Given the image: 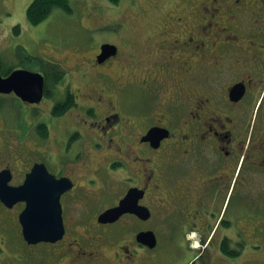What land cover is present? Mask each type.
<instances>
[{
    "label": "flooded vegetation",
    "instance_id": "obj_1",
    "mask_svg": "<svg viewBox=\"0 0 264 264\" xmlns=\"http://www.w3.org/2000/svg\"><path fill=\"white\" fill-rule=\"evenodd\" d=\"M181 1L186 6L176 17L171 15L172 26L169 21L161 32L126 38V56L120 44L113 43L116 53L100 63L103 41L94 48L90 63L75 66L79 82L61 79L49 88L45 78L40 102L45 101L47 109L39 121L29 122L24 134L32 132L37 144L46 142L54 122H47L49 116L58 124L75 117L80 127L69 128L63 145L59 140L57 155L44 151L36 160L14 153L13 164H0V171L9 170L13 185H20L38 163L56 178L73 183L60 196L64 236L52 243L65 241L62 251L80 241L78 231L75 238H67L66 213L99 214L128 195V208L143 217L128 210L114 221L99 223L97 214L98 225L93 226L105 227L106 233L85 228L91 232V244L104 238L114 246L105 257L107 264H264V0ZM127 56L132 58L129 70L134 63L142 69L172 63L189 87L174 90L179 100L174 96L177 104L169 111L148 116L157 97L153 80L129 76L120 84L111 75L113 63ZM90 70L96 72L89 75ZM204 71H214L216 88L203 79ZM15 97L27 107L40 104ZM124 117H136L137 127L124 131ZM151 118L154 122L149 123ZM152 127L165 128L168 136L158 141L146 138ZM14 135L17 140L9 149L17 151L23 145L18 138L25 136ZM87 150L105 154L93 165ZM106 171H120L122 181L118 193L103 192L108 201L100 210L91 203V194L96 176ZM114 225L129 230L128 236L118 240L107 232ZM142 231L153 232L152 246L137 238ZM87 250L80 246L75 253L84 256ZM82 264H90V259L84 256Z\"/></svg>",
    "mask_w": 264,
    "mask_h": 264
},
{
    "label": "rangeland",
    "instance_id": "obj_2",
    "mask_svg": "<svg viewBox=\"0 0 264 264\" xmlns=\"http://www.w3.org/2000/svg\"><path fill=\"white\" fill-rule=\"evenodd\" d=\"M31 1L0 0V63L5 69L11 66L12 68L22 66L43 72L42 66L49 65L48 61L53 62L55 63L54 69L62 70L65 75L62 82L69 80L72 81V84L80 81L79 71L75 66L81 62L83 66L90 63L92 53L96 51L94 48H98L101 42L119 43L120 45H117L121 55L126 56V51H128L124 41L126 38L132 41L135 33L146 36L161 32L162 26L167 27L169 21V26L174 24L176 14L183 11L186 6L181 0H176L177 3L174 5H172L173 3L166 4V0H119L118 3H110L108 0H67L69 10L55 6L42 22L33 25L26 16V9ZM156 5H160V7ZM174 14L175 17H171ZM139 44L141 45V43ZM129 58L132 60L131 57ZM129 58L127 56L125 60L120 58L117 63L114 62L111 75L120 84H125L129 76L136 79L144 77V79L151 78L153 80L152 85L156 88L157 97H153L156 101L153 107L148 106L150 109L148 116L157 117L159 113L165 112V109L169 111L170 105L177 104V101L173 100L174 96L179 100L178 93L174 90L184 91V88L189 87V83L185 82L184 84L182 81L181 71H175V65L170 62V65L153 63L150 67L146 65L145 69H142L138 63H134L129 70ZM150 59L153 60V57ZM94 72L96 71L91 72L90 70L89 75ZM202 76L207 83L210 82L211 88H216L218 82L214 71H204ZM61 86L62 84L58 85V90ZM48 87H52L51 83L48 84ZM169 96L171 98L167 100ZM46 100L50 99L46 97ZM166 100L168 104L164 103ZM38 103L40 104L27 107L26 104L20 103L14 94L0 95V164H13L14 153L36 160L41 159L45 154L44 151L57 155L60 148L59 140L63 145L70 134L69 128L80 127L77 124L78 119L75 117H66L58 124L55 119L49 116L47 122L50 119L54 122L50 126L46 142L37 144L35 140L37 137L32 132L30 134L27 132L21 136H25V139L18 138L23 142V145L18 146L17 151L9 149L10 142L17 140L14 134L20 132L21 129L26 131L29 122L39 121V116L45 114L46 102ZM33 109L36 111L34 116L30 114ZM135 118L131 120L130 117L127 119L124 117L126 119L123 126L124 131L137 127ZM151 122H154V119L151 118L149 123ZM122 142L129 141L123 140ZM4 143L6 144L4 145ZM87 151L93 159V165L105 154L94 150ZM104 158L109 159L110 156L106 154ZM52 159L55 160V157L53 156ZM17 161L20 160L17 158ZM101 172H105V170L102 169ZM106 172V174L96 176L97 182L94 185L96 189L92 190L91 194V203L99 205L100 210L105 207L108 201L107 194L103 192L109 190L110 194L118 193L122 181L120 171ZM83 181L82 178L78 179L79 183H83ZM10 183L13 184V181ZM23 205L24 203H18L13 208H6L0 202V264H82L84 256L90 259V264H107L105 257L110 254L114 246H108L105 242L107 239L104 238L99 239L101 244H91V232L85 230V228L93 229L98 225L95 221L98 212L87 215L68 213L64 215L68 230L67 238L74 237L73 234H76L77 231L80 233V236L77 237L80 241L74 240L72 248H67V253L62 251L65 241L58 244L40 242L29 245L23 240L21 226L17 218ZM119 228L122 229V232L118 230ZM94 230L97 233H106L105 227L100 225ZM109 230L116 235L118 240L127 237L130 232L118 225L108 227L107 232ZM161 233L164 236L168 235V231H161ZM80 246L89 249L86 255L78 256L75 253V249ZM98 250L100 253L97 252Z\"/></svg>",
    "mask_w": 264,
    "mask_h": 264
},
{
    "label": "water",
    "instance_id": "obj_3",
    "mask_svg": "<svg viewBox=\"0 0 264 264\" xmlns=\"http://www.w3.org/2000/svg\"><path fill=\"white\" fill-rule=\"evenodd\" d=\"M116 51V45L103 43L99 54L100 63L114 55ZM44 83V75L39 71L16 68L7 75L0 72V93L13 92L25 102H40L43 97ZM164 136H168L165 128L152 127L146 138L158 141ZM10 180L9 170L0 171V201L7 207H12L18 202L25 203L18 215L24 240L28 244L60 240L65 233L60 196L66 190L71 189L70 180L63 177L56 178L47 171L43 164H35L20 185H12L9 183ZM127 198L128 195L121 199L117 206L101 212L98 215V221L101 223L114 221L128 210L143 217L141 212L128 208ZM144 209L147 215L148 210ZM137 238L149 246L155 243L152 231L139 232Z\"/></svg>",
    "mask_w": 264,
    "mask_h": 264
},
{
    "label": "trees",
    "instance_id": "obj_4",
    "mask_svg": "<svg viewBox=\"0 0 264 264\" xmlns=\"http://www.w3.org/2000/svg\"><path fill=\"white\" fill-rule=\"evenodd\" d=\"M110 3H118L119 0H108ZM55 6H61L65 10H69V7L67 5V0H32L26 9V16L28 21L33 24L37 25L40 22H42L48 14L51 12V10ZM49 65L42 66L43 72L45 75V78L47 80L46 84L51 85L54 84L57 80H61L64 77L62 70H55L53 62H47ZM51 65V66H50ZM12 66L8 69H5L4 66L0 63V72L2 74H8L12 70ZM58 111V109H56ZM19 119H22L19 117ZM20 132L24 134V130H20Z\"/></svg>",
    "mask_w": 264,
    "mask_h": 264
}]
</instances>
